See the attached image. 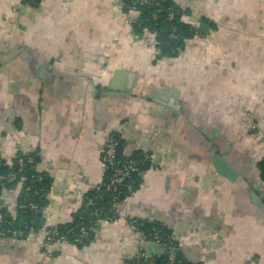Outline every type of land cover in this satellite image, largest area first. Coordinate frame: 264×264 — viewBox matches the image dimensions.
<instances>
[{"label":"crops","instance_id":"0c3cea01","mask_svg":"<svg viewBox=\"0 0 264 264\" xmlns=\"http://www.w3.org/2000/svg\"><path fill=\"white\" fill-rule=\"evenodd\" d=\"M175 1L191 36L177 58L159 59L123 0H0V159L37 154L52 182L43 230L0 238V264L160 259L139 219L170 229L192 264H264V0ZM112 134L125 155L149 158L139 188L90 242L48 254L47 230L71 224L102 184ZM217 157L236 181L217 173ZM20 190L2 201L13 216Z\"/></svg>","mask_w":264,"mask_h":264},{"label":"trees","instance_id":"16d2710c","mask_svg":"<svg viewBox=\"0 0 264 264\" xmlns=\"http://www.w3.org/2000/svg\"><path fill=\"white\" fill-rule=\"evenodd\" d=\"M33 7H38L43 0H25ZM126 12H137L138 17L132 23L134 33L143 36L145 33L153 34L159 48V59L177 58L184 48V42L191 36L192 25L186 21L190 11L183 9L175 0H151L149 4H142L137 0H123ZM116 144V162L118 167L134 162L139 172L131 173L125 182L116 189L109 186L114 178V168H106L102 184L96 188L87 198L83 210L78 213L71 224L50 227L47 231L56 232L53 243L70 242L77 245H85L93 239L94 231L98 225L117 219L115 206L132 195L141 184L143 171L150 166V160L142 152L131 156L124 153V141L118 134H112L109 138ZM108 140V141H109ZM108 143V142H107ZM22 160V164H20ZM39 161L37 154L20 153L12 162L7 164L0 159V175L14 176L12 182L0 181V212L6 215L11 222V229L22 232L25 236L38 233L45 226V214L49 207V196L52 191L51 179L44 173L37 171ZM104 162V155H103ZM260 177L264 181V159L259 164ZM21 188L16 200L17 212L13 216L7 209H2V194L4 191H13ZM37 207L36 210L31 205ZM133 225L143 234L147 242L153 243L155 238L160 239L165 248L164 255L159 259L151 255L147 250H142L139 255L125 264H172L169 252L173 251L174 264H192L182 251L175 239L173 232L165 225L149 220H134ZM5 237H11L7 234ZM144 254V256H142ZM150 256V257H149Z\"/></svg>","mask_w":264,"mask_h":264},{"label":"built area","instance_id":"2783aa9c","mask_svg":"<svg viewBox=\"0 0 264 264\" xmlns=\"http://www.w3.org/2000/svg\"><path fill=\"white\" fill-rule=\"evenodd\" d=\"M139 2H141L142 4H149L151 0H137ZM24 154H26L24 152ZM115 155H116V144L113 141H108L106 147H105V151H104V168H111L112 166L116 165V168H114L115 174H114V178L109 186L110 188L116 189L118 186L122 185L125 180L130 176L131 173L134 172H139L136 164L134 162H129L128 164L122 165L121 167H118L117 164H120L118 162H116L115 160ZM22 160H20V164H22ZM1 162H0V166H1ZM15 177L14 176H4V175H0V181L3 180H8L9 182L14 181ZM8 193V191H4L2 194L1 199L3 200L6 196V194ZM5 208V205H2V209ZM31 208L33 210H36L37 207L35 205H31ZM56 232H51L48 231L47 234V238L43 244V248L46 250V252L48 254H52L53 253V237L55 236ZM7 234L11 235L12 238H17V239H26L31 235H36V233H31L28 236H25L24 233L22 232H18L15 230L11 229V222H9L6 218V215L4 213L0 212V238L5 237ZM155 244H158L159 246L163 245L160 242V239L158 237L155 238V241L153 242ZM165 249V248H164ZM142 252V251H141ZM142 256H144V254H142ZM169 256H170V261L172 262V264H174V254L173 251L170 249L169 252ZM150 257V256H149Z\"/></svg>","mask_w":264,"mask_h":264},{"label":"water","instance_id":"95a60500","mask_svg":"<svg viewBox=\"0 0 264 264\" xmlns=\"http://www.w3.org/2000/svg\"><path fill=\"white\" fill-rule=\"evenodd\" d=\"M202 27L207 28L208 26L204 24V25H202ZM214 167H215L217 173L220 174L221 176H223L229 180H232V181L237 180L238 174L223 158L217 157L214 161ZM253 197L257 201L256 197L255 196H253ZM155 245H157V244H155ZM161 250H163L165 253L164 247L161 246Z\"/></svg>","mask_w":264,"mask_h":264}]
</instances>
